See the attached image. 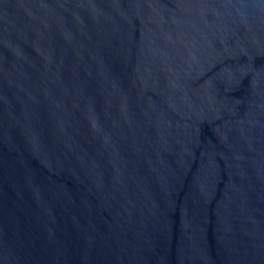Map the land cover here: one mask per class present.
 Masks as SVG:
<instances>
[{
  "label": "water",
  "instance_id": "obj_1",
  "mask_svg": "<svg viewBox=\"0 0 264 264\" xmlns=\"http://www.w3.org/2000/svg\"><path fill=\"white\" fill-rule=\"evenodd\" d=\"M0 264H264V0H0Z\"/></svg>",
  "mask_w": 264,
  "mask_h": 264
}]
</instances>
